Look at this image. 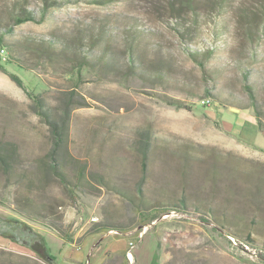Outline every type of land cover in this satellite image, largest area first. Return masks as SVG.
<instances>
[{"label":"rangeland","instance_id":"rangeland-1","mask_svg":"<svg viewBox=\"0 0 264 264\" xmlns=\"http://www.w3.org/2000/svg\"><path fill=\"white\" fill-rule=\"evenodd\" d=\"M12 1L0 0V16ZM40 1L30 5L39 8ZM199 1L204 16L211 4ZM233 7L261 12L264 0H234ZM46 17L19 24L0 40V139L15 142L20 153L15 175L0 169V215L41 232L58 264H133L129 253L110 252L128 241L137 264H147L146 246L134 249L131 242L150 234L158 242L156 264H264V135L253 107L231 105L220 94L247 99L239 70L211 80L185 54L168 0H80L51 7ZM131 18L154 31L152 44L160 48L146 59L172 63L169 79L84 64L60 48L50 52L46 43L17 44L23 35L45 40L100 26L112 31ZM234 24L241 27L240 15ZM238 37L234 56L244 58L246 43ZM255 49L263 52L264 41ZM249 65L264 72L263 61ZM260 98L264 109L263 89ZM260 118L264 126V113ZM49 119L63 136L59 157L69 184L42 169L61 135ZM139 188L152 201L179 208L157 209L121 193ZM0 264L47 263L0 236Z\"/></svg>","mask_w":264,"mask_h":264},{"label":"trees","instance_id":"trees-1","mask_svg":"<svg viewBox=\"0 0 264 264\" xmlns=\"http://www.w3.org/2000/svg\"><path fill=\"white\" fill-rule=\"evenodd\" d=\"M79 1L41 0L40 7L36 8L30 5V0H13L8 15L0 16V40L4 42L6 40L5 35L14 32L15 26L19 24L27 21H44L47 18L48 9L51 7ZM86 1L89 3H107L112 0ZM209 2L211 9L209 13L203 16L199 11V0H168L170 10L176 16L174 29L181 36L185 54L197 62L201 68L209 70L210 78L214 82L218 81L217 75L224 76L228 69L236 68L239 70L247 99L237 96L234 91L221 92L220 94H223L225 100L231 105L240 108L253 107L258 118L257 124L264 135V126L260 118L264 113L260 98V89L264 90V72L262 69L248 68L249 64L264 62V51L255 49V44L264 41V8L261 12H249L247 10L234 12V0H209ZM236 15H240L241 27L234 24ZM125 24L122 27H115V30L112 31L103 26H100V29L94 28L90 31L84 29L76 38L52 35L45 40H39L34 36L23 35L22 38L18 39L19 43L17 44L30 47L35 46L34 44L46 43L49 45L47 50L50 52L56 51L55 48H60L62 53L67 54L73 60H82L84 64H90L94 61V65L97 61L98 64L106 68H126L132 73L151 79L158 78L163 79V81L169 79L170 71L175 69L172 63L160 65V63L146 59L149 50L160 48V45L152 44L153 39L151 37L154 31L145 29L137 18L126 20ZM239 35L246 43L244 58L234 56ZM95 48L98 50L97 52L93 51ZM224 53H226L225 56ZM249 56L252 57L251 61L245 59ZM216 58L218 61L212 63ZM11 78L20 86L23 85L21 79L14 73H11ZM184 85L179 84L177 88L189 92V89H186ZM48 122L53 126L54 132L61 135L55 139L51 149L52 161L45 164L42 169L44 172L60 176L65 183L69 184V175L63 169L59 157L63 147L62 133L58 131L55 121L49 119ZM19 157V149L15 142H4L0 139V169L10 176L15 175ZM144 159L146 161V154ZM145 161L144 165L146 164ZM121 193L133 202L138 199L141 203L152 204L157 209L176 210L179 208L178 205L159 199L152 201L142 188H139L137 192L124 190ZM183 202L185 201L182 200ZM0 236L33 250L47 264H58L57 257L51 252L45 236L22 219L15 216L0 215ZM152 264H156L155 259Z\"/></svg>","mask_w":264,"mask_h":264},{"label":"crops","instance_id":"crops-1","mask_svg":"<svg viewBox=\"0 0 264 264\" xmlns=\"http://www.w3.org/2000/svg\"><path fill=\"white\" fill-rule=\"evenodd\" d=\"M243 110H248V109H240V112L241 111H243ZM250 116H251V114L249 113V114H247L246 113V115H245V118H246V120H247V118H249L250 119ZM252 118H253V115L251 116ZM51 234H54L53 232L51 233ZM110 234H105V236L104 237H106V236H109ZM122 239V238H121ZM144 244V246H146L145 247V249H147L146 250V252L145 253H149V255H148V259H150L151 258V260L149 261V263H147V264H152V262H153V260L155 259V256H156V253H157V248H158V242H157V239L155 238V236L153 235V234H150V235H145L142 239H141V241L138 243V244H136L133 248L134 249H136V248H140V247H142V245ZM128 245H129V241L128 242H125V244H124V246L122 247V248H119V249H115V250H112V251H110L111 253H128ZM140 250V249H139ZM142 250V249H141ZM132 253V252H131ZM136 253V252H135ZM139 253H141V251L139 252ZM153 254V256L152 257H150L151 255L150 254ZM54 255H56V257L59 259V256H58V254L57 253H54ZM132 256H133V264H137L138 263V260H139V258H136L137 257V255L136 254H132ZM78 257H79V259L78 260H81L84 256H83V253H80L79 255H78ZM130 258V257H129ZM71 259L72 260H74V261H77V259H75V258H73V257H71ZM146 263V262H145Z\"/></svg>","mask_w":264,"mask_h":264},{"label":"built area","instance_id":"built-area-1","mask_svg":"<svg viewBox=\"0 0 264 264\" xmlns=\"http://www.w3.org/2000/svg\"><path fill=\"white\" fill-rule=\"evenodd\" d=\"M207 101H209V99H207ZM91 220L96 221V216L91 217ZM131 245H132L131 246L132 248L135 246L134 243H132V242H131ZM128 253H131V251L129 250Z\"/></svg>","mask_w":264,"mask_h":264},{"label":"bare ground","instance_id":"bare-ground-1","mask_svg":"<svg viewBox=\"0 0 264 264\" xmlns=\"http://www.w3.org/2000/svg\"><path fill=\"white\" fill-rule=\"evenodd\" d=\"M236 111H238L237 109H235ZM98 220V217H96V221ZM129 257H130V259H133V256H132V254L131 253H129Z\"/></svg>","mask_w":264,"mask_h":264},{"label":"water","instance_id":"water-1","mask_svg":"<svg viewBox=\"0 0 264 264\" xmlns=\"http://www.w3.org/2000/svg\"><path fill=\"white\" fill-rule=\"evenodd\" d=\"M233 109H237V110H239V108H235V107H233Z\"/></svg>","mask_w":264,"mask_h":264}]
</instances>
